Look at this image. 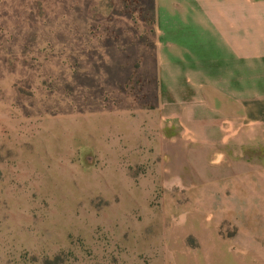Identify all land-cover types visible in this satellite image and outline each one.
Listing matches in <instances>:
<instances>
[{
	"label": "rangeland",
	"instance_id": "rangeland-1",
	"mask_svg": "<svg viewBox=\"0 0 264 264\" xmlns=\"http://www.w3.org/2000/svg\"><path fill=\"white\" fill-rule=\"evenodd\" d=\"M157 1L0 0V264H264V146L157 137Z\"/></svg>",
	"mask_w": 264,
	"mask_h": 264
},
{
	"label": "crops",
	"instance_id": "crops-1",
	"mask_svg": "<svg viewBox=\"0 0 264 264\" xmlns=\"http://www.w3.org/2000/svg\"><path fill=\"white\" fill-rule=\"evenodd\" d=\"M157 9L150 64L161 91L157 137L167 154L199 163L264 146V0H158Z\"/></svg>",
	"mask_w": 264,
	"mask_h": 264
}]
</instances>
